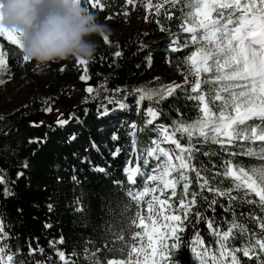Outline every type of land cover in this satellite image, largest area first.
Returning <instances> with one entry per match:
<instances>
[{"label": "trees", "instance_id": "1", "mask_svg": "<svg viewBox=\"0 0 264 264\" xmlns=\"http://www.w3.org/2000/svg\"><path fill=\"white\" fill-rule=\"evenodd\" d=\"M82 7L100 25H113L108 23L109 13L93 8L87 0H82ZM187 10L185 3L150 0L149 21L117 38L104 32L103 44L96 41L97 53L91 61L84 60L86 64L73 58L43 65L27 62L18 46L0 37L11 72L4 88L0 86V177L4 181L0 184V222L9 237L4 240L5 258L11 255L14 264H63L56 255L60 251L68 264H108L128 261L129 254L139 255L137 214H145V201L152 195L139 201L134 196L154 187L156 181L147 177L154 174L157 162L164 164L163 154L154 158L148 153L161 138L163 126L187 147L188 135L178 127L202 116L200 102L192 97L203 95L206 106L218 114L222 104L215 96L227 86L203 72L198 79H190L194 73L188 57L197 45L181 28L182 13ZM173 47L181 50L172 51ZM82 75L91 85L83 84ZM198 80L199 89L193 92ZM172 84L179 87L167 98L157 95L140 100L142 93L159 92ZM49 107L53 111L47 112ZM149 107L155 116L149 115ZM60 113L59 119L67 123H57ZM249 123L260 124V120ZM190 131L196 133L190 143L199 151L192 152L190 161L185 152L186 161L207 179L208 187L230 192L234 199L207 188L201 191L196 172L185 169L191 181L187 199L193 192L199 195L181 233V247L166 249L161 255L169 257L168 264H194V254L202 249L217 254L219 236L212 234L209 220L217 232L238 225L228 247L258 249L257 240H264V205L254 192L236 190L233 178L224 173L226 162L247 169L264 165L259 159L264 141L213 143L214 133L205 141L198 128ZM244 131L251 137L250 129ZM250 150L252 155L247 154ZM130 168L132 177L128 176ZM176 191L183 194V182ZM154 194L159 200L171 198L179 207L170 190ZM212 200H216L214 213L209 207ZM197 211L205 217L199 222ZM163 214L182 215L166 206ZM197 236L202 244L196 243ZM170 242L171 238L165 244ZM236 255L240 264L264 261V250H254L251 258L242 251Z\"/></svg>", "mask_w": 264, "mask_h": 264}, {"label": "snow or ice", "instance_id": "2", "mask_svg": "<svg viewBox=\"0 0 264 264\" xmlns=\"http://www.w3.org/2000/svg\"><path fill=\"white\" fill-rule=\"evenodd\" d=\"M76 2L82 6V0H76ZM178 2L185 3L188 9L182 13L184 23L181 28L185 33L190 34L192 44L197 45L196 50L188 57L193 71L197 75H199V72L214 75L216 82H226L227 86L222 89V93H217L215 96V100L220 101L222 104L218 114L210 107L204 105L205 97L203 95L192 97V99L200 102L202 116L194 123L183 124L178 127L179 131L188 135L189 144L187 147H182L180 142L174 138L171 140L180 149L181 155L175 157L179 161V165L169 164L167 166L163 176H169L170 179L167 181L161 179L162 189L155 187L145 188L144 192L134 196V199L139 201L141 197L149 192L155 193L159 191L163 193L165 189H168L171 191V197H176L178 200L179 207L169 197L157 200L156 195H152L151 202L145 201L148 203L147 216L142 212L137 214L140 220L138 227L144 230L143 235L146 237L147 242V249H144V242L141 241V255L144 258H149L150 250L151 264H168L169 257L161 254L166 249L171 251L181 247L179 243L182 239L181 233L185 230V222L190 221L191 208L196 205L197 195H199L193 192L191 199H187L191 181L185 174V169L196 172L201 191L207 188L208 191L215 192L219 196L227 195L230 199H234L230 192L208 187L207 179L202 176L195 165L186 162L183 153H188L187 160L190 161L192 152L194 150L199 151V149H194L190 143L192 137L196 134L190 129L198 128L199 136L203 137L205 141H207L210 133H214L213 143L231 144L234 140L239 139H252L253 142L257 139L264 141V0H172L173 4ZM0 37L7 39L11 44L18 46L22 50L21 38L16 30L0 29ZM104 40L107 43L108 37L104 36ZM180 50L179 47L172 48V51ZM116 55H119V53ZM23 59L25 61L29 60L26 56ZM78 63L86 64L87 62L78 59ZM198 63L201 66L199 69H197ZM86 79V76H81V80ZM200 83L198 80L197 84L192 88L193 92L198 91ZM177 87L179 85L172 84L163 87L159 92L142 93L140 100L142 101L146 97L153 98L157 95H160L162 99L167 98ZM87 91L91 93L93 89L88 87ZM46 111L51 112L53 108L49 107ZM147 112L151 116L156 115L151 107L147 109ZM62 115V113L58 115L57 123L59 124L67 123L66 120L59 119V116ZM254 119L260 120V124L251 125L249 122ZM241 129H250L251 137L247 131L242 133ZM220 136L225 139L220 140ZM162 154L170 157L167 152ZM247 154L252 155L253 150H250ZM148 155L152 156L153 153H148ZM205 155H208V153H205ZM259 159L264 160V145L261 147ZM145 163H148V161H145ZM161 167L162 163L157 162L152 169L154 174L148 176V180L157 181L158 177L155 173ZM173 172L178 173V175L172 176ZM224 174L233 178L236 190L244 188L248 192H254L259 197L261 205H264V165L247 169L242 164L236 166L231 162H226ZM3 182V177H0V184ZM181 182H183V194H178L176 188ZM204 199L207 201L208 198L204 197ZM157 203L161 207L156 212H153L152 209ZM215 204L216 200H212L209 205L213 213L215 212ZM165 206L170 212L182 215L164 214L161 216L160 213L164 212ZM154 216L155 219H153ZM195 216L198 222L205 218L200 211H197ZM157 223H162L159 231L156 229ZM207 226L212 229L214 236H219L216 244L220 255L217 256L215 252L211 254L216 264H240L236 255L237 252L242 251L245 256L251 258L254 250H264V240H257L258 249L247 246L236 249L228 247L233 230L238 227L236 224H233L227 231L220 232L213 228L211 220L208 221ZM261 227L264 228V221L261 222ZM161 231L163 235H160ZM136 235L139 237L141 233L138 231ZM8 238L5 237L3 223L0 222V264H14L11 255H8L5 259L6 248L4 240ZM169 238H171V242L166 245L165 242ZM196 243L202 244L198 236ZM52 244L55 245L56 242L53 241ZM193 251H195V247ZM204 252H206V249H202L197 253V258L199 259L200 256H203ZM56 255L60 257L63 264H68L63 252L57 251ZM141 255L133 257L129 254V260L124 261L123 264H131L132 261L135 264H140ZM111 264H117V262L112 261ZM145 264H147V260H145ZM201 264H205V261H201ZM261 264H264V261Z\"/></svg>", "mask_w": 264, "mask_h": 264}, {"label": "clouds", "instance_id": "3", "mask_svg": "<svg viewBox=\"0 0 264 264\" xmlns=\"http://www.w3.org/2000/svg\"><path fill=\"white\" fill-rule=\"evenodd\" d=\"M0 29L16 30L23 55L37 64L91 61L104 27L76 0H0Z\"/></svg>", "mask_w": 264, "mask_h": 264}, {"label": "rangeland", "instance_id": "4", "mask_svg": "<svg viewBox=\"0 0 264 264\" xmlns=\"http://www.w3.org/2000/svg\"><path fill=\"white\" fill-rule=\"evenodd\" d=\"M87 1L93 8L109 13L107 20H108V23H112L113 25L103 24L102 26L104 27V30H105L104 32L107 33L111 38H117L118 36L121 37L122 34H128L134 28L142 27L146 22L149 21L148 5H149L150 0H87ZM92 39L99 42L100 44H103L101 35L93 36ZM1 54H2L3 59L5 60V64L3 67L0 68V86L4 88L5 82L7 81L8 76L11 72L7 66L6 59L2 51H1ZM27 62H29V60H27ZM189 65L192 68V65L190 62H189ZM200 67L201 66L198 63L197 69H199ZM192 72L194 73V76L190 78L191 80L194 77L198 79L202 73V72H199V75H197L196 72L193 71V68H192ZM81 81H83V84L88 82V81L85 82V80H81ZM0 105H2L1 99H0ZM204 105L206 106L205 102H204ZM173 138L176 140L175 135L168 129V127L163 126L161 138L158 141H155L154 148H152L149 152V153H153L152 156L154 158H157V155L162 154L163 152H167L170 154V157L164 156L163 167L159 169L157 173H155L158 179L154 187L158 189L163 188V184L160 182L161 179H163L164 181H167L170 179L169 176H163V172L167 170V166L169 164L176 165V166L179 165V161L176 160L175 157L178 155H181V153H180V149L177 148L176 144L171 142ZM185 154L186 153H183V156L186 160ZM176 174L178 173L173 172L171 175L175 176ZM128 176L129 177L133 176L132 169H131V172L129 171ZM165 190H168V189H165ZM157 192L160 193L159 191ZM149 193L151 195H155L152 192H149ZM157 195L158 194H156V197ZM157 200H159V198H157ZM149 202H151V199L149 200ZM160 207L161 205L157 203L155 207L152 209V211L156 212V210ZM147 214H148V204H147V208H146L144 215L147 216ZM160 215L162 216L164 214L160 213ZM153 219H155V216L153 217ZM139 224H140V220L138 222V225ZM161 226H162V223H157L156 229L159 231L161 229ZM143 232L144 230L140 229L141 235L139 236V247L136 250V253L139 255H141V241L144 242L143 248L147 249L146 237L143 235ZM160 235H163L162 231L160 232ZM211 254L212 253L205 252L203 256L199 257V259L197 258V253L194 254V257H193L194 264H201V261H205V264H216V261ZM216 255L217 256L220 255L219 251ZM150 256H151L150 250H149V258H144L141 255L142 260H143L142 264H145V260H147V264L151 263ZM221 259H223V257H221ZM112 261H109L108 264H111ZM116 262L117 264H123L124 261L120 260Z\"/></svg>", "mask_w": 264, "mask_h": 264}, {"label": "bare ground", "instance_id": "5", "mask_svg": "<svg viewBox=\"0 0 264 264\" xmlns=\"http://www.w3.org/2000/svg\"><path fill=\"white\" fill-rule=\"evenodd\" d=\"M4 64H5V60L3 59L1 51H0V68L3 67ZM149 264H151V263H149Z\"/></svg>", "mask_w": 264, "mask_h": 264}, {"label": "water", "instance_id": "6", "mask_svg": "<svg viewBox=\"0 0 264 264\" xmlns=\"http://www.w3.org/2000/svg\"><path fill=\"white\" fill-rule=\"evenodd\" d=\"M85 84H86V85H91V83H90V82H86Z\"/></svg>", "mask_w": 264, "mask_h": 264}]
</instances>
